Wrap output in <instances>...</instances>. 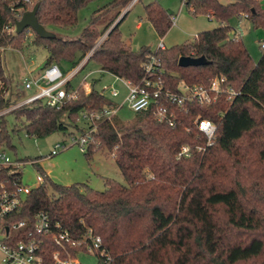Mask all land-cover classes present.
<instances>
[{
	"label": "trees",
	"instance_id": "obj_1",
	"mask_svg": "<svg viewBox=\"0 0 264 264\" xmlns=\"http://www.w3.org/2000/svg\"><path fill=\"white\" fill-rule=\"evenodd\" d=\"M94 1L35 0L37 19L48 30L73 27L81 9ZM132 1L112 0L94 11L79 37L56 34L42 38L36 34V45L49 52L41 69L58 65L68 73L94 49L85 67L93 62L101 72L137 83L148 76L171 90L181 80L206 84L211 78L224 77L226 90L205 105L162 99L174 112L173 125L158 120L155 105L135 112L131 120L114 115L91 124L81 117L82 111L118 105L97 87L99 79L93 80L88 92L80 87L77 98L62 106L39 99L4 113L28 94L13 90L3 57L7 47H24L26 31L4 30L16 22L13 8L20 4L0 0V150H15L13 133L20 130L40 138L71 128L80 135L93 129L86 156L107 149L127 182L106 177L104 190L87 183L60 184L36 158H17L31 161L44 180L32 187L4 223L25 220L30 230L35 214L45 211L53 224L60 223L79 240H85L91 228L101 236L109 258L97 253L99 261L107 264H264V48L255 61L230 23L233 17L248 14L251 25L264 30V6L260 0H183L193 15L205 14L218 26L199 32L192 42L153 50L147 45L134 49L123 39L120 26ZM173 18V13L153 1L145 5L142 19L163 38L172 28ZM106 32L104 42L95 46ZM202 55L208 64L179 65L181 56ZM152 56L159 64L149 74L145 66ZM71 88L69 82L67 89ZM229 88L236 94H229ZM7 114L15 117L12 129ZM197 117L217 125L213 144H207V136L195 123ZM183 145L191 147V155L178 158ZM23 184L20 167L0 165V197L4 190H17ZM22 238L17 235L11 242ZM86 244L73 253L84 252ZM56 248L52 240L44 241L42 254L48 264H54Z\"/></svg>",
	"mask_w": 264,
	"mask_h": 264
},
{
	"label": "rangeland",
	"instance_id": "obj_2",
	"mask_svg": "<svg viewBox=\"0 0 264 264\" xmlns=\"http://www.w3.org/2000/svg\"><path fill=\"white\" fill-rule=\"evenodd\" d=\"M112 0H96L90 3L87 7L81 9L79 13L78 23L73 27H53L50 31L62 37L76 38L81 35V32L88 25L90 17L94 11L107 4ZM158 1L164 8L168 9L176 18V23L164 36V41L167 47L183 44L187 41H194L199 32L211 30L218 26L215 19H210L205 14L193 15L184 5L183 0H134L128 5L124 12L129 11L128 15L121 23L120 30L123 39L129 43L134 49H139L142 46H150L153 50L158 49L161 37L158 35L153 26L146 20H143L145 15V5ZM264 6V0H260ZM233 28L240 31L242 39L249 49L253 59L258 61L262 55L261 41L264 40V30L255 29L248 18L233 17L230 20ZM141 26H138V25ZM107 36V32L103 34L96 42L95 46H100ZM36 34H26V40L22 49L7 47L3 50L4 65L6 72L13 80V90L18 88L21 91L23 82L29 73L35 71L34 76L42 72V66L45 64L49 52L35 43ZM90 50L82 61L73 69L69 70L72 73L76 69L84 68L90 56L93 53ZM92 74L84 80L85 76ZM99 79L97 87L102 89L105 85L111 84L114 77L107 72L99 71V67L93 62H90L74 79V87H78L82 83L91 84L93 80ZM116 86L121 93L118 97L113 98L118 105H121L126 96V89L117 82ZM105 94L110 97V93L105 91ZM23 99V98H22ZM20 99L18 102H20ZM17 102V103H18ZM16 103V104H17ZM15 105L6 109L4 113L17 107ZM135 112L125 104L117 113L122 120H131L135 117ZM6 119L8 126L12 129L15 123V117L12 114H7ZM81 125H87L85 121L80 122ZM71 133L76 137L80 136V132L71 128L66 133L55 132L47 137L30 136L25 130H20L13 133V144L15 150H7L8 155L13 159H35L44 171L57 183L70 185L73 183H87L97 190H104L105 178H114L123 184H127L126 179L121 173L116 160L112 153L107 149L97 151L91 158L86 156V152L80 150L79 145H71L66 150L61 151L57 155L49 156L54 146L57 143L72 142ZM22 182L29 186L35 187L39 183L36 180L38 169L31 161L22 162ZM3 237L0 231V239ZM3 258V252L0 250V262ZM82 264H98V257L94 254L80 253L78 255Z\"/></svg>",
	"mask_w": 264,
	"mask_h": 264
},
{
	"label": "built area",
	"instance_id": "obj_3",
	"mask_svg": "<svg viewBox=\"0 0 264 264\" xmlns=\"http://www.w3.org/2000/svg\"><path fill=\"white\" fill-rule=\"evenodd\" d=\"M137 0H134V2ZM12 5H19L14 9V16L16 22L20 20L24 12L32 10L35 6V0H11ZM240 17L248 18V14H242ZM175 18H173L174 20ZM15 23H10L5 26L4 30L9 33H17V26ZM26 34L32 35L35 33L31 28L25 29ZM36 34V33H35ZM261 48H264V40L260 43ZM164 49L165 45L161 40L158 49ZM159 59L152 56L150 61L146 64V71L149 74H154L153 70L157 68ZM82 69V68H81ZM81 69H76L72 73H64L58 65H50L42 72L33 76L31 73L25 78L22 89L28 91V94L16 104L20 106L23 104L31 103L35 100H45L51 106H62L67 101L77 98L79 88L82 87L84 91L88 92L91 89V84L82 83L78 87L67 89V85L71 81V77L77 74ZM100 71V70H99ZM92 72L88 73L84 78H88ZM114 77L111 84L105 85L101 91L105 93L108 91L112 98L120 95L121 91L116 86L120 82L126 89V96L121 105L113 108H104L101 111L84 110L81 112V117L91 124L101 118L110 119L112 116L117 115L119 109L125 104L134 111L147 109L155 105V114L159 121H165L170 125L174 124V112L170 111L161 100L166 99L171 102L184 105L189 102H196L199 104H210L216 100V95L223 90L226 79L224 77L211 78L206 84H189L184 80L179 81L176 90H171L164 86L161 80H156L148 76H144L141 82H134L132 79L124 78L116 74L110 73ZM229 94L235 95L236 92L228 89ZM195 123L198 124L199 129L207 136V144L211 145L214 142L217 125L209 120L197 117ZM93 129L86 131V134L79 137L73 136L70 145L66 143H57L51 153L50 157L57 155L63 150H66L71 145H79L82 152L88 149L89 134ZM198 150H203L202 146ZM191 155V147L183 145L178 153V158ZM0 165L16 167L22 166V162L13 160L6 151L0 150ZM37 182H43L42 174L38 173L36 176ZM32 186L23 184L17 190L7 191L4 190L0 197V231L3 237L0 239V250L3 252V258L0 264H48L44 255L42 254V246L46 239L52 240L56 249L52 253V260L54 264H82L78 255L80 253L94 254L104 257L108 255L106 250L102 248V238L95 235L91 228L88 229L87 238L79 240L71 234L69 230L64 228L60 223L53 224L50 216L45 211H39L34 216V221L31 223V229L27 230L28 223L25 220L4 223L5 217L13 214L24 201L27 194L31 192ZM23 236L22 240L12 243L14 237ZM86 244L84 252L73 253V249ZM98 257V256H97ZM109 259V258H108ZM99 260V257H98ZM98 264H107L98 261Z\"/></svg>",
	"mask_w": 264,
	"mask_h": 264
},
{
	"label": "water",
	"instance_id": "obj_4",
	"mask_svg": "<svg viewBox=\"0 0 264 264\" xmlns=\"http://www.w3.org/2000/svg\"><path fill=\"white\" fill-rule=\"evenodd\" d=\"M39 5L36 4L32 10L24 12L22 18L16 22L17 33H22L25 29L31 28L34 32L42 38L55 37V33L48 30L43 26L37 19V11ZM209 60L204 56L192 57V56H181L179 58L180 66H199L208 64Z\"/></svg>",
	"mask_w": 264,
	"mask_h": 264
},
{
	"label": "crops",
	"instance_id": "obj_5",
	"mask_svg": "<svg viewBox=\"0 0 264 264\" xmlns=\"http://www.w3.org/2000/svg\"><path fill=\"white\" fill-rule=\"evenodd\" d=\"M128 8H130V7H128ZM128 8H127V9H128ZM128 13H129V12H128ZM174 18H175V16H174ZM176 18H177V17H176ZM176 18L174 19V24L176 23ZM138 26H141V25L139 24ZM235 30H236L238 33H240L239 30H237V29H235ZM240 34H241V33H240ZM241 35H242V34H241ZM163 38H164V37H163ZM163 38H162L161 40L163 41L165 47H167ZM126 43H127V42H126ZM128 44H129V43H128ZM81 71H82V70H80L77 74H75L74 76L71 77V79H70L71 81H70V82L72 83L73 86H74V84H73V82H72L73 79H74V78H75V77H76ZM29 74H30V73H29ZM31 74L34 76L35 71L31 72ZM68 74H70V72H68ZM86 76H87V75H86ZM86 76H85V77H86ZM88 77H89V76H88Z\"/></svg>",
	"mask_w": 264,
	"mask_h": 264
}]
</instances>
